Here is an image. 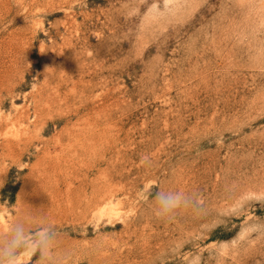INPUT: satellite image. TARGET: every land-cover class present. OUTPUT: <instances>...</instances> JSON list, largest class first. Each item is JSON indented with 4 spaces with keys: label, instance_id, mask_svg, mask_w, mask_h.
<instances>
[{
    "label": "rangeland",
    "instance_id": "rangeland-1",
    "mask_svg": "<svg viewBox=\"0 0 264 264\" xmlns=\"http://www.w3.org/2000/svg\"><path fill=\"white\" fill-rule=\"evenodd\" d=\"M18 223L13 264H264V0H0Z\"/></svg>",
    "mask_w": 264,
    "mask_h": 264
},
{
    "label": "clouds",
    "instance_id": "clouds-1",
    "mask_svg": "<svg viewBox=\"0 0 264 264\" xmlns=\"http://www.w3.org/2000/svg\"><path fill=\"white\" fill-rule=\"evenodd\" d=\"M160 203L164 213H169L179 206L177 201L169 197L161 198ZM193 211L198 212L199 208L197 207ZM156 216L161 218L159 215ZM40 232L42 235L34 238L33 244L40 255L41 264H54L55 236L52 231H45L43 228L40 229ZM23 237V225L15 224L12 227L10 238L3 245H0V264H13L19 251L27 247V242Z\"/></svg>",
    "mask_w": 264,
    "mask_h": 264
}]
</instances>
